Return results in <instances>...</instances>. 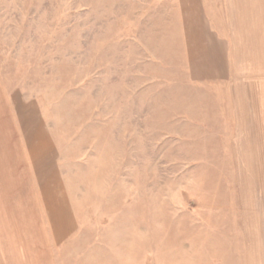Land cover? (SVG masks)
I'll list each match as a JSON object with an SVG mask.
<instances>
[{"label": "rangeland", "instance_id": "obj_1", "mask_svg": "<svg viewBox=\"0 0 264 264\" xmlns=\"http://www.w3.org/2000/svg\"><path fill=\"white\" fill-rule=\"evenodd\" d=\"M211 1L0 0V264H264V0Z\"/></svg>", "mask_w": 264, "mask_h": 264}, {"label": "crops", "instance_id": "obj_2", "mask_svg": "<svg viewBox=\"0 0 264 264\" xmlns=\"http://www.w3.org/2000/svg\"><path fill=\"white\" fill-rule=\"evenodd\" d=\"M198 1V0H196ZM212 1L210 0H205L204 5L212 4ZM199 3V2H198ZM202 3V4H203ZM260 4L262 5L261 0H252V1H244L243 3L240 1L235 2V0L230 1V0H225V4ZM261 11H263L261 9ZM251 28H253L251 26ZM255 33L257 30V27H255ZM253 28V29H254ZM217 44V50L216 52L219 53L218 58H216V66H214L216 69H221L222 71H225L229 69L228 61L225 59L224 54L227 55V53H231L230 46H231V41L224 42L223 39H220V41ZM58 226V225H56ZM61 226V225H60ZM22 227L23 225H0V254H5V248L8 247V254L11 256H17V259L22 260L25 262H31L34 260L32 259V255L35 254L34 251L32 250V245L37 244V232H38V225H24V230L25 233L23 234L22 232ZM45 228V227H44ZM47 230V228H45ZM56 229L55 225H50V230H52V234L49 236V245H53L55 241V235H54V230ZM60 235V233L58 234ZM57 235V236H58ZM64 233L62 231L61 236H63ZM60 237V236H59ZM48 238V237H47ZM24 239V240H23ZM58 237H56V240ZM48 242V241H47ZM25 246H28L27 248ZM25 247V248H24Z\"/></svg>", "mask_w": 264, "mask_h": 264}]
</instances>
